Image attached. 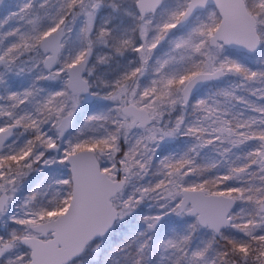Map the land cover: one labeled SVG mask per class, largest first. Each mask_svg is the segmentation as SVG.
I'll list each match as a JSON object with an SVG mask.
<instances>
[{
  "label": "snow or ice",
  "instance_id": "6c2138e0",
  "mask_svg": "<svg viewBox=\"0 0 264 264\" xmlns=\"http://www.w3.org/2000/svg\"><path fill=\"white\" fill-rule=\"evenodd\" d=\"M0 264H264V0H0Z\"/></svg>",
  "mask_w": 264,
  "mask_h": 264
},
{
  "label": "trees",
  "instance_id": "16d2710c",
  "mask_svg": "<svg viewBox=\"0 0 264 264\" xmlns=\"http://www.w3.org/2000/svg\"><path fill=\"white\" fill-rule=\"evenodd\" d=\"M7 2H9V0H7ZM12 2L19 3V0H12Z\"/></svg>",
  "mask_w": 264,
  "mask_h": 264
},
{
  "label": "rangeland",
  "instance_id": "374dc122",
  "mask_svg": "<svg viewBox=\"0 0 264 264\" xmlns=\"http://www.w3.org/2000/svg\"><path fill=\"white\" fill-rule=\"evenodd\" d=\"M6 2H7V0H6ZM19 2H20V0H19Z\"/></svg>",
  "mask_w": 264,
  "mask_h": 264
}]
</instances>
